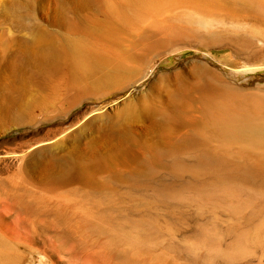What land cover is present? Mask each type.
<instances>
[{
	"label": "rangeland",
	"instance_id": "rangeland-1",
	"mask_svg": "<svg viewBox=\"0 0 264 264\" xmlns=\"http://www.w3.org/2000/svg\"><path fill=\"white\" fill-rule=\"evenodd\" d=\"M77 41L98 63L81 79L69 54ZM129 105L264 119V0H0V264H264L258 173L104 178L93 226L69 224L61 252L26 248L45 244L28 236L30 214L13 211L12 185L50 177L58 149L100 153ZM197 140L200 150L230 145L204 129Z\"/></svg>",
	"mask_w": 264,
	"mask_h": 264
},
{
	"label": "bare ground",
	"instance_id": "bare-ground-1",
	"mask_svg": "<svg viewBox=\"0 0 264 264\" xmlns=\"http://www.w3.org/2000/svg\"><path fill=\"white\" fill-rule=\"evenodd\" d=\"M71 47L69 54L73 67L81 79L98 63L90 59L87 44L77 41ZM128 63L124 60L112 70V83L127 69ZM75 85L74 82L70 92H74ZM120 116L122 118L118 121L121 122L112 123L109 130L104 129L100 153H91L92 149L86 152L58 149L46 159V167L52 174L50 177L37 184L23 176L19 183L12 185L8 200L14 205L13 211L20 217L30 214L28 236L34 243L41 239L45 244L44 250L38 252L32 247L34 245L25 243L32 254L61 252L62 245L59 247L57 244L67 241L69 224L83 227L97 222L91 201L98 197L101 179L115 182L121 175L130 186L133 181L131 175L193 176L210 173L215 177L239 175L252 178V173H258L264 176V119L260 115L250 112L237 119L231 116L211 117L205 113L196 116L190 110L178 108L169 114L156 116L145 106L129 105ZM146 124L150 125L151 133L147 139ZM137 126L145 129L139 133ZM201 129L207 131L211 139L227 140L229 147L200 150L197 135ZM145 139L153 142L148 145ZM245 142L257 145L261 153L244 150L240 144ZM49 151L41 149L34 156L46 155ZM68 175L82 176L75 185L68 180Z\"/></svg>",
	"mask_w": 264,
	"mask_h": 264
}]
</instances>
